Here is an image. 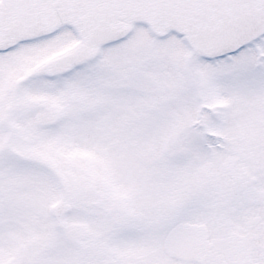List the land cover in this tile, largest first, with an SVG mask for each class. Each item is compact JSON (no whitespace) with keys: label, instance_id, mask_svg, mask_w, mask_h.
<instances>
[{"label":"snow or ice","instance_id":"1","mask_svg":"<svg viewBox=\"0 0 264 264\" xmlns=\"http://www.w3.org/2000/svg\"><path fill=\"white\" fill-rule=\"evenodd\" d=\"M0 264H264V0H0Z\"/></svg>","mask_w":264,"mask_h":264}]
</instances>
